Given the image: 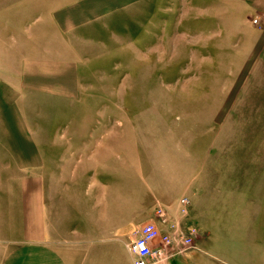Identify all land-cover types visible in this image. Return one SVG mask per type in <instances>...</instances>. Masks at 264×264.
<instances>
[{
  "label": "crops",
  "instance_id": "crops-1",
  "mask_svg": "<svg viewBox=\"0 0 264 264\" xmlns=\"http://www.w3.org/2000/svg\"><path fill=\"white\" fill-rule=\"evenodd\" d=\"M230 1L239 15L236 30L243 32L235 55L258 60L264 0ZM147 2L0 0V264H133L126 243L145 222H158L157 208L172 215L183 195L191 202L183 224H198L209 247L229 240L234 246L235 235L222 232L229 221L235 228V179L225 178L230 172L216 156L197 167L186 150L163 155L157 129L139 130V137L152 139L136 141L133 149L126 130L104 121L89 123L86 134L69 128L82 126L80 120L51 133L47 117L29 113L48 109L32 96L75 98L81 41L95 38V29L111 25L118 13L138 15Z\"/></svg>",
  "mask_w": 264,
  "mask_h": 264
},
{
  "label": "rangeland",
  "instance_id": "rangeland-1",
  "mask_svg": "<svg viewBox=\"0 0 264 264\" xmlns=\"http://www.w3.org/2000/svg\"><path fill=\"white\" fill-rule=\"evenodd\" d=\"M217 7L225 9L219 23ZM238 18L230 0H149L138 15L118 13L111 25L95 29V38L81 41L75 98L31 97L47 105L29 113L47 117L51 133L80 120L82 126L69 128L86 134L89 123L101 120L126 130L134 149L150 137H139V130L157 129L163 155L186 150L197 167L205 156H216L230 172L225 178L235 179V228L229 221L222 233L235 235L234 246L229 240L209 247L195 223L191 245L165 260L171 264H264V55L250 62L235 55L243 34L236 30ZM178 213L176 207L168 225Z\"/></svg>",
  "mask_w": 264,
  "mask_h": 264
},
{
  "label": "built area",
  "instance_id": "built-area-1",
  "mask_svg": "<svg viewBox=\"0 0 264 264\" xmlns=\"http://www.w3.org/2000/svg\"><path fill=\"white\" fill-rule=\"evenodd\" d=\"M190 207V199L185 195L181 196L178 201L180 213L171 220L170 225L167 224L169 216L162 208H157L155 214L159 222H145L138 228L134 238L126 243V248L133 258V264H153L186 251L196 233V229L192 226L181 227L182 220L187 216Z\"/></svg>",
  "mask_w": 264,
  "mask_h": 264
}]
</instances>
